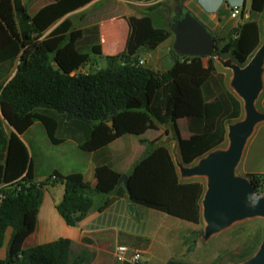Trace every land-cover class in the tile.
<instances>
[{
	"label": "trees",
	"instance_id": "trees-1",
	"mask_svg": "<svg viewBox=\"0 0 264 264\" xmlns=\"http://www.w3.org/2000/svg\"><path fill=\"white\" fill-rule=\"evenodd\" d=\"M91 1L51 0L30 15L22 0H0V248L10 229L0 264L86 261L81 253L70 260L72 242L67 237L23 247L34 230L41 188L51 180L33 182L29 151L21 134L35 122L43 126L51 144L70 139L81 151L93 153L94 185L79 171L62 174L53 170L49 175L63 185L56 211L68 226H74L90 210L96 194L103 196L102 210L114 197L127 193L134 204L200 223L205 184L198 179L180 180L169 149L157 138L140 140L146 148L125 172L126 186L119 180L123 172L112 167L107 146L123 135L138 136L163 125L176 140L181 162L190 165L224 142L231 120L241 119L242 101L213 57H229L243 66L261 43L256 21H240L220 48L213 35L215 50L207 57L181 55L165 70H154L139 63L141 54L171 36L168 23L188 10L185 0H177L167 19L156 11L161 3L143 9L139 16L129 15L125 49L105 55L97 25L74 28L70 18L62 19ZM249 8L263 16L264 0H250ZM230 10L225 6L222 13ZM80 43L89 50L81 51ZM92 55L103 57L105 65L80 71ZM180 118L187 120L188 137L181 136ZM247 177L255 192L261 193L264 175ZM258 231L253 246L235 263L258 248L264 236L262 221ZM165 264L189 263L169 259Z\"/></svg>",
	"mask_w": 264,
	"mask_h": 264
},
{
	"label": "rangeland",
	"instance_id": "rangeland-1",
	"mask_svg": "<svg viewBox=\"0 0 264 264\" xmlns=\"http://www.w3.org/2000/svg\"><path fill=\"white\" fill-rule=\"evenodd\" d=\"M27 6L28 13H32V0H23ZM177 0H167L162 2L156 9L162 16L166 19L170 17L171 11L174 6L178 3ZM243 0H228V6L231 8L233 5L242 6ZM116 3V15L119 14L118 18L112 21L109 24L105 25L106 30L109 27H113L115 33L117 34L115 42H111L113 45V50L118 51L122 48V51L125 49V44L129 31L128 16L129 15H141L143 9L134 7L133 5L123 3L120 0H115ZM123 3V5H122ZM187 6L192 10L190 12L196 13L197 9L194 7L199 3V0H187L185 2ZM224 10V6H222ZM220 9V11L222 10ZM127 11L128 14H123L124 11ZM209 10V9H207ZM194 13H192L194 15ZM244 14L247 17L244 20H254L258 23L260 27V37L261 43L264 39V15L253 14L250 11L248 0L245 1ZM221 13L218 12V17ZM225 16L222 19V23L217 31H211L213 35L218 39V47H222L228 40L230 33L234 27H231L232 24L236 23L240 16L236 18L230 17V11L224 13ZM250 14V15H249ZM196 16V15H195ZM196 18H198L196 16ZM75 24H78L80 20L78 16L74 17ZM198 20H200L198 18ZM201 21V20H200ZM202 22V21H201ZM203 23V22H202ZM204 24V23H203ZM81 25H76L74 27H79ZM171 41L169 45L165 48L164 45L160 46L157 50L153 49L149 51L151 57H149V64L154 66L157 70H165L169 67L174 60L180 58V54L174 49L173 41L174 35L171 34ZM260 43V44H261ZM79 48L81 51H88V47L84 46L83 43H80ZM119 53V52H117ZM146 53V52H144ZM143 54V53H142ZM141 54V58L144 59V55ZM214 60L218 65V71L221 72L224 76L225 81L228 86H230V79L232 76V71L230 68L223 66L221 61L229 58L225 56H214ZM154 62V63H153ZM105 65V60L103 57L93 56L91 60L85 64L80 71L82 72H91L96 70L99 67ZM14 73V68L12 69L10 76ZM264 77V73H263ZM233 90V89H232ZM256 107L264 111V82L262 90L260 91L258 98L256 99ZM244 113H242L241 119L243 118ZM240 119L231 120L235 122ZM259 124V123H258ZM257 124V125H258ZM256 125V126H257ZM255 126V127H256ZM263 128L261 129L264 132V121L261 124ZM150 134V132H149ZM23 138L29 146V151L31 152L30 161L32 163V168H34V173L37 176L45 177L53 169L66 170L67 168L74 167L75 165L82 166L83 168L86 165L85 156H82L81 159L84 161L74 162L72 160H77L78 155L75 151L67 150L66 146L51 144L46 134L43 132L42 128L38 125L33 126L28 130ZM135 137L133 135H126L121 143H125L128 148H130L129 156L127 158L128 162L135 156L140 146L135 142ZM160 143V142H159ZM229 141L226 135V138L222 144H220L215 149H226L228 147ZM117 144L111 148H116ZM118 150V149H117ZM115 150L114 152H116ZM81 151V150H80ZM84 153V152H82ZM196 162V161H195ZM239 165V163H238ZM238 165L235 168L236 174H239ZM179 170V168H178ZM40 177V178H41ZM193 179H198L204 184L206 183L205 176H192ZM48 179H51L48 176ZM53 180V179H51ZM38 182H35L37 184ZM57 184V183H56ZM58 185V184H57ZM206 187V186H205ZM264 193L262 190L260 195ZM99 196V194H96ZM95 195V196H96ZM94 196V197H95ZM98 196L93 198L95 203L98 202ZM100 200V199H99ZM102 201V200H101ZM119 205H112L110 208L103 214L99 222L106 223H115L120 226V228H129L130 232L133 234H139V237H133L132 241L135 243H128V252L126 256L131 255L134 249L144 248L148 244V240H143L148 237L151 241L150 247L147 249V253L144 254L143 264H165L169 259H182L189 264H227L235 263L239 260V255L248 247L253 246L258 234V222L262 221L264 225V219L262 217H250L241 220H237L230 224L229 226L221 229L218 232H215L208 236L204 237V225L205 221L201 216V222L195 225L185 226V222L181 221L175 217L169 216L163 212H153L150 208L139 206L135 211H127L125 218H119L118 216ZM152 210V212H151ZM164 231H167L166 233ZM10 233V229L6 231L4 245L0 248V258L5 256L7 239ZM147 233H149L147 235ZM147 238V239H148ZM185 239V242H184ZM147 241V242H146ZM166 241V242H165ZM168 246L169 250L166 248H161L163 245ZM189 245L190 250H186ZM132 249V250H131ZM79 254L75 250L72 253V257ZM142 255V253H141ZM116 258V257H115ZM118 261L117 259H115ZM115 261V262H116ZM115 262L108 263L102 259H96L94 262L92 260V253L86 256L85 264H114ZM117 264V263H116Z\"/></svg>",
	"mask_w": 264,
	"mask_h": 264
},
{
	"label": "crops",
	"instance_id": "crops-1",
	"mask_svg": "<svg viewBox=\"0 0 264 264\" xmlns=\"http://www.w3.org/2000/svg\"><path fill=\"white\" fill-rule=\"evenodd\" d=\"M186 1L187 0H185V2ZM243 1H244V7L242 2L243 10H240V13L238 15L240 16V19L236 23L232 24L231 27L237 26L240 21L244 20L247 17V15L243 13L245 9V1L247 0H243ZM50 2L51 0H32V8H31L32 13L30 15L36 12L43 5ZM185 2H184L185 7L189 11H192ZM248 5H250V0H248ZM222 6H224V8L225 6L228 7V0H205L203 4L201 3V0H199V3L194 6L197 9L196 13L194 12L191 13H194V16L196 15L210 31H217L219 29L218 26L221 25V23L223 22L222 19L225 16V14L222 13V10L220 11V9H222ZM115 7H116L115 0H92L91 2L85 4L84 6L67 13L62 17V19L70 18L73 23V26H76L78 24L81 25L79 27H74V28L84 29L89 26L97 25L99 30V40L101 44L102 54L103 55L115 54V51L113 50V45L112 43H110V41L115 42L117 34L115 33L113 27L112 28L109 27L108 30H106L105 28L106 24H109L112 21L116 20L119 16V14L116 15ZM218 12L221 13L219 15L220 17H218ZM123 14L127 15L128 12L125 10ZM76 16H78V19L80 20L78 24H75L74 17ZM238 16L231 18H236ZM169 41H171V37H168L166 40L160 43L156 48H154V50L155 49L157 50L160 46L163 45L166 48L169 45ZM119 51H122V48L116 51V53ZM142 55H144V59L141 58L144 61V64L154 70H157L154 66H151L149 64V57L146 56L149 55L151 57V53H149L148 51L146 53H143ZM262 80L264 82L263 74H262ZM177 123L181 136L188 137L190 135V132L187 129V120L185 118H180L178 119ZM261 124H263V121L260 122L254 128L253 133L250 135L244 146L242 156L240 158L238 165L239 173L241 175H248V174L264 175V132L261 131V129L263 128ZM35 125L40 126L43 132L45 133L43 126L39 122H35L23 134H21V138L23 142L26 144L28 151H29V146L25 141V139L23 138V135ZM125 136L126 135H123L115 139L107 146L106 149L107 150L106 153L109 156L112 167L118 170L119 172H123V173L127 172V170L130 169L133 162L143 154L146 145L144 142L140 141L141 139L145 141L146 140L150 141L152 139L157 138L158 142L162 143L169 149L174 163L176 164V162H181L176 140L172 137L171 132L169 133L166 132L165 127L163 125H158L156 129L147 130L141 135L138 136L133 135L136 138L135 142H137L140 148L138 149L135 156L132 157V159L129 160L128 162L126 161L130 154L129 152L130 148H128V146L125 143H121V140H123ZM60 144L66 146V149L68 151L71 150L76 152L78 157L77 160H72L74 162H79L80 160L84 161L81 159V157L85 156L84 158L86 165H84L85 166L84 168L82 166L75 165L74 167L67 168L66 170H59V169H53V170H57L62 174H66L73 171H79L84 174L86 180H88L91 185H94L95 180L93 177V168H94L93 153L91 152L82 153L83 151H80L79 147L77 146V143L74 140L67 139ZM115 144H117V147L111 148ZM115 150L117 151L114 152ZM29 154L31 155L30 151ZM176 167H177L178 177L180 180L182 181L193 180L192 177L182 176L178 170L177 165ZM32 172H33L34 182L44 181L51 174V172H49L45 177L37 176L34 173V168H32ZM45 183L46 184L41 188V196L36 214L34 230L25 239L23 243V247H29L32 245L48 242L58 237H67L72 242L70 249V256H69L70 260L73 258L72 257L73 251L75 252L76 250L79 253L83 254L84 256H87L90 253H92L93 262L96 259L100 258L104 261H107L108 263H111L116 261L115 247L117 245L128 246L127 245L128 243H135L134 241H132L133 237L134 238L139 237V234L137 233L133 234L132 232H130V229L127 227L120 228V226L115 223L103 224L102 222L101 223L99 222L103 214L110 208V206L117 204L119 205V209H118L119 218H125L126 213L128 211V204L130 203L126 195L114 197L112 202L102 210H99V206L101 205V200L103 196L101 194H99V196L96 195L98 196L97 197L98 202L95 203V200L93 199V204L90 210L85 215V217L81 221H79L76 225L68 226L60 217V215L58 214L55 208V205L62 198L63 185L60 182H54L53 180H47ZM96 196L94 198H96ZM139 206L140 205L138 204H134V211ZM153 212H161V211L155 210ZM185 224H186L185 226H189L190 224L195 225L193 223H188V222H185ZM164 232L166 233L167 231ZM148 234L149 233H147V235ZM84 237L87 238V240H84ZM147 238L148 237L143 239L144 241L148 240V242L146 241L148 243L146 247L144 248L136 247L134 249V251H141L142 253L141 256L144 262H146V260L144 259V254L147 253V249L150 247L151 244L150 239ZM161 248H166L167 250H169L168 246L165 245L164 243L161 246ZM116 263L122 264V262L120 261H116L114 264Z\"/></svg>",
	"mask_w": 264,
	"mask_h": 264
},
{
	"label": "water",
	"instance_id": "water-1",
	"mask_svg": "<svg viewBox=\"0 0 264 264\" xmlns=\"http://www.w3.org/2000/svg\"><path fill=\"white\" fill-rule=\"evenodd\" d=\"M168 26L174 35L173 47L180 55L204 58L215 50L212 32L189 10L177 17H171ZM263 62L264 39L243 66L235 63L231 58L221 61L223 66L232 71L230 86L242 101L244 116L228 124L226 135L229 144L226 149L211 150L190 165L176 162L182 176L206 177V187L201 199L205 238L237 220L250 217L264 219V199L260 200L258 207L249 208L245 197L255 192V189L247 175H239L235 172L248 138L255 126L264 121V111L259 110L255 103L263 87ZM114 113L115 110H112L111 114ZM106 118L107 116L103 117ZM119 180L123 186H126L127 175L121 173ZM261 196H264V193ZM126 197L130 201L129 193ZM128 210L134 211V203L128 204ZM227 264H264V236L249 258L240 263Z\"/></svg>",
	"mask_w": 264,
	"mask_h": 264
},
{
	"label": "built area",
	"instance_id": "built-area-1",
	"mask_svg": "<svg viewBox=\"0 0 264 264\" xmlns=\"http://www.w3.org/2000/svg\"><path fill=\"white\" fill-rule=\"evenodd\" d=\"M123 3H127L130 5H133L134 7L140 8V9H146L150 6L165 2L167 0H120ZM242 6L240 5H233L230 9V17L238 16L240 13ZM232 36H235L233 34ZM140 64H144V61L142 59L139 60ZM51 179H54V176H51ZM34 182V181H33ZM20 186H18L16 189H19ZM0 197H2V194H0ZM128 247L125 245H117L115 247V257L118 261H127L130 264H143V259L141 256V251H133L131 255L126 256L128 252Z\"/></svg>",
	"mask_w": 264,
	"mask_h": 264
},
{
	"label": "clouds",
	"instance_id": "clouds-1",
	"mask_svg": "<svg viewBox=\"0 0 264 264\" xmlns=\"http://www.w3.org/2000/svg\"><path fill=\"white\" fill-rule=\"evenodd\" d=\"M205 0H201V3L203 4ZM218 6V4H217ZM261 199H264V196H261L260 194H257L255 192L249 193L245 197V202L249 208H256L259 206V202Z\"/></svg>",
	"mask_w": 264,
	"mask_h": 264
},
{
	"label": "bare ground",
	"instance_id": "bare-ground-1",
	"mask_svg": "<svg viewBox=\"0 0 264 264\" xmlns=\"http://www.w3.org/2000/svg\"><path fill=\"white\" fill-rule=\"evenodd\" d=\"M262 67H263V73H264V62H263V66H262ZM263 73H262V74H263Z\"/></svg>",
	"mask_w": 264,
	"mask_h": 264
}]
</instances>
